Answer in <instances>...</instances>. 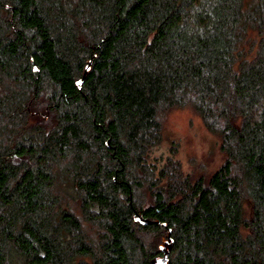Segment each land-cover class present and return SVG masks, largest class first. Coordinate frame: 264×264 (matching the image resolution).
<instances>
[{"label": "trees", "instance_id": "1", "mask_svg": "<svg viewBox=\"0 0 264 264\" xmlns=\"http://www.w3.org/2000/svg\"><path fill=\"white\" fill-rule=\"evenodd\" d=\"M185 107L225 156L195 181L148 162ZM166 251L264 264V0H0V264Z\"/></svg>", "mask_w": 264, "mask_h": 264}, {"label": "rangeland", "instance_id": "2", "mask_svg": "<svg viewBox=\"0 0 264 264\" xmlns=\"http://www.w3.org/2000/svg\"><path fill=\"white\" fill-rule=\"evenodd\" d=\"M37 106L40 109L45 108ZM161 124V140L152 147L148 157L150 166L157 172L160 169L170 172L169 164L175 162L180 165L184 176L195 181L200 177H209L223 164L225 156L220 149V138L207 129L200 116L191 108H174L163 113ZM158 186L166 190L167 184L161 181ZM137 200L143 205L151 202L149 182L137 192ZM71 208L77 210L74 205ZM146 239L150 237L147 236Z\"/></svg>", "mask_w": 264, "mask_h": 264}, {"label": "water", "instance_id": "3", "mask_svg": "<svg viewBox=\"0 0 264 264\" xmlns=\"http://www.w3.org/2000/svg\"><path fill=\"white\" fill-rule=\"evenodd\" d=\"M88 69H89V65L86 67V70H88ZM34 70H35V71H38V68H37V67H34ZM82 82H83L82 79H80V80L78 81V85H79V87H80V85L82 84ZM170 244H171V230L168 229L167 245L170 246ZM168 256H169V251H166V252H165V255H164L161 259H159V261H158L157 264H167Z\"/></svg>", "mask_w": 264, "mask_h": 264}]
</instances>
